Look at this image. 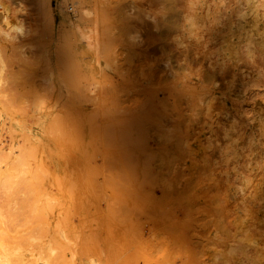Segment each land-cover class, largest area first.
Instances as JSON below:
<instances>
[{
    "label": "rangeland",
    "instance_id": "374dc122",
    "mask_svg": "<svg viewBox=\"0 0 264 264\" xmlns=\"http://www.w3.org/2000/svg\"><path fill=\"white\" fill-rule=\"evenodd\" d=\"M263 227L264 0H0V264H264Z\"/></svg>",
    "mask_w": 264,
    "mask_h": 264
},
{
    "label": "bare ground",
    "instance_id": "6f19581e",
    "mask_svg": "<svg viewBox=\"0 0 264 264\" xmlns=\"http://www.w3.org/2000/svg\"><path fill=\"white\" fill-rule=\"evenodd\" d=\"M161 21V20H160ZM229 24V23H228ZM197 28H198V26H197ZM188 30V29H187ZM226 40V39H225ZM227 41V40H226ZM224 51V50H223ZM159 78V77H158ZM189 80V79H188ZM83 94V93H82ZM73 96H74V94H73ZM72 96V97H73ZM63 97V96H62ZM89 97V96H88ZM162 99V98H161ZM72 100V99H71ZM73 100H75V99H73ZM110 100V99H109ZM80 103V102H79ZM111 103V102H110ZM76 104V103H75ZM98 105V104H97ZM167 107V106H166ZM29 108V107H28ZM52 109V108H51ZM116 109V108H115ZM118 109V108H117ZM55 110V109H54ZM149 110V109H148ZM161 111V110H160ZM67 112V111H66ZM124 112V111H123ZM149 112V111H148ZM110 113V112H109ZM122 113V112H121ZM154 113V112H153ZM158 113V112H157ZM149 114V113H148ZM155 116V115H154ZM205 116V115H204ZM71 117V116H70ZM159 118V117H158ZM169 119V118H168ZM52 120V119H51ZM58 120H59V118H58ZM59 121H61V120H59ZM72 121V120H71ZM121 121V120H120ZM182 122V121H181ZM53 126V125H52ZM71 126V125H70ZM70 126H68V127H66V128H69ZM235 127V126H234ZM233 127V128H234ZM52 128V127H51ZM63 128V127H62ZM173 128V127H172ZM171 128V129H172ZM175 129V128H174ZM65 130V129H64ZM63 130V131H64ZM74 130V129H73ZM177 130V129H176ZM62 131V132H63ZM65 132V131H64ZM118 132H120V131H118ZM68 133V132H67ZM71 133V132H70ZM53 134V133H52ZM98 134V133H97ZM105 134V133H104ZM174 134V133H173ZM61 135V134H60ZM76 135V134H75ZM99 135V134H98ZM114 135V134H113ZM107 136H108V134H107ZM68 137H71V136H68ZM174 137H175V135H174ZM177 137V136H176ZM73 138V137H72ZM120 138V137H119ZM122 138H124L123 136H122ZM129 138V137H128ZM130 138H132V137H130ZM129 138V139H130ZM63 139V138H62ZM78 139V138H77ZM114 139H116V138H113V140ZM133 139L134 138H132V141H131V139H130V141L133 143ZM177 139V138H176ZM72 140V139H71ZM126 140H128V139H126ZM77 141V140H76ZM107 142H108V140H106ZM112 141V140H111ZM115 141V140H114ZM120 142H122L121 140H119ZM136 141V140H135ZM117 142V141H116ZM177 142V141H176ZM77 143V142H76ZM122 143H124V142H122ZM82 144V143H81ZM115 147V146H114ZM166 147V146H165ZM62 149V148H61ZM95 150H97V149H95ZM84 151V150H83ZM99 151V150H98ZM84 152H86V151H84ZM100 152V151H99ZM131 152V151H130ZM20 154V153H19ZM97 154V153H96ZM91 155V154H90ZM130 155V154H129ZM134 156V155H133ZM92 157V156H91ZM94 157V156H93ZM206 157V156H205ZM99 158V157H98ZM106 158V157H105ZM111 158H112V156H111ZM92 159V158H91ZM90 159V160H91ZM110 159V158H109ZM118 159V158H117ZM135 159V158H134ZM144 159V158H143ZM226 160V159H225ZM107 161V160H106ZM120 161V160H119ZM13 162V161H12ZM109 162H111V161H109ZM116 162V161H115ZM146 162V161H145ZM148 163V162H147ZM143 164V163H142ZM110 166V165H109ZM119 166V165H118ZM117 166V167H118ZM132 166V165H131ZM191 166V165H190ZM116 167V168H117ZM134 167V166H133ZM132 167V168H133ZM39 168V167H38ZM95 168V167H94ZM114 169H115V167H114ZM119 169V168H118ZM97 170H99V169H97ZM134 170V169H133ZM91 171V170H90ZM212 171V170H211ZM122 172V171H121ZM133 172V171H132ZM174 172V171H173ZM123 174H124V172H123ZM143 174H144V172H143ZM175 174H176V172H175ZM130 175V174H129ZM134 176V175H133ZM153 177V176H152ZM151 177V178H152ZM199 177V176H198ZM203 177V176H202ZM169 178V177H168ZM90 179V178H89ZM126 179V178H125ZM142 179H143V177H142ZM145 180V179H144ZM126 181H128L127 179H126ZM142 182V181H141ZM140 183V182H139ZM148 183V182H147ZM72 184V183H71ZM113 184V183H112ZM150 185V184H149ZM74 187V186H73ZM7 189V188H6ZM73 197V196H72ZM121 201V200H120ZM131 201V200H130ZM135 201V200H134ZM138 201V200H137ZM140 201V200H139ZM86 202H87V200H86ZM147 203H148V201H146ZM122 203V202H121ZM132 203H133V201H132ZM149 204V203H148ZM145 205V204H144ZM249 206V205H248ZM138 207V206H137ZM19 209V208H18ZM21 210V209H20ZM248 212V211H247ZM32 213V212H31ZM249 226V225H248ZM251 226H252V224H251ZM258 229V228H257ZM263 229H264V227H263ZM259 230H260V228H259ZM41 231V230H40ZM259 235V234H258ZM262 240V239H261ZM248 250V249H247ZM21 262V261H20ZM23 264V263H22Z\"/></svg>",
    "mask_w": 264,
    "mask_h": 264
},
{
    "label": "clouds",
    "instance_id": "9594fccd",
    "mask_svg": "<svg viewBox=\"0 0 264 264\" xmlns=\"http://www.w3.org/2000/svg\"><path fill=\"white\" fill-rule=\"evenodd\" d=\"M4 264H7V260L6 259L4 260Z\"/></svg>",
    "mask_w": 264,
    "mask_h": 264
}]
</instances>
